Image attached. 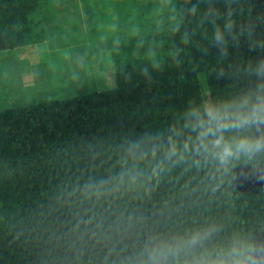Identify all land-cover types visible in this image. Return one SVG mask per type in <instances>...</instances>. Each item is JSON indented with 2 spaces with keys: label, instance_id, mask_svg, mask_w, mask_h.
<instances>
[{
  "label": "clouds",
  "instance_id": "1",
  "mask_svg": "<svg viewBox=\"0 0 264 264\" xmlns=\"http://www.w3.org/2000/svg\"><path fill=\"white\" fill-rule=\"evenodd\" d=\"M164 2L172 32L215 57L209 75L226 90L162 129L86 149L13 234L36 245L37 264H264V222L208 214L241 176L264 185V0Z\"/></svg>",
  "mask_w": 264,
  "mask_h": 264
},
{
  "label": "trees",
  "instance_id": "2",
  "mask_svg": "<svg viewBox=\"0 0 264 264\" xmlns=\"http://www.w3.org/2000/svg\"><path fill=\"white\" fill-rule=\"evenodd\" d=\"M80 1L98 0H0V53L45 41L58 6L67 15L73 6L78 14ZM126 1L109 9L120 27L108 47L111 85L0 108V264H37L36 245L13 234L48 205L57 185L84 162L86 149L162 129L189 101L226 90L209 75L215 57L202 59L172 32L164 0ZM238 184L208 214L236 227L264 222V185L244 176Z\"/></svg>",
  "mask_w": 264,
  "mask_h": 264
},
{
  "label": "rangeland",
  "instance_id": "3",
  "mask_svg": "<svg viewBox=\"0 0 264 264\" xmlns=\"http://www.w3.org/2000/svg\"><path fill=\"white\" fill-rule=\"evenodd\" d=\"M125 3L126 0H98L81 5L83 13L78 14L69 6V15L59 12L63 8L60 4L45 41L1 52L0 108L29 105L47 96L67 98L111 85L108 47L120 27L113 22L116 17L109 9Z\"/></svg>",
  "mask_w": 264,
  "mask_h": 264
},
{
  "label": "crops",
  "instance_id": "4",
  "mask_svg": "<svg viewBox=\"0 0 264 264\" xmlns=\"http://www.w3.org/2000/svg\"><path fill=\"white\" fill-rule=\"evenodd\" d=\"M85 3H84V1H80V3H79V9H82L83 7V5H84ZM82 5V6H81ZM79 11V10H78ZM78 13H83V9L81 10V11H79Z\"/></svg>",
  "mask_w": 264,
  "mask_h": 264
}]
</instances>
